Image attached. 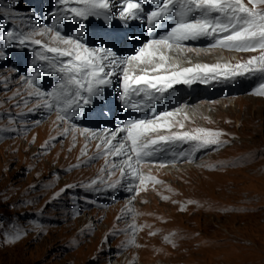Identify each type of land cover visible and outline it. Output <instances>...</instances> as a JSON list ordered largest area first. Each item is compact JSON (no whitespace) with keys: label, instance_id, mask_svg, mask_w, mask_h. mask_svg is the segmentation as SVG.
<instances>
[{"label":"rangeland","instance_id":"rangeland-1","mask_svg":"<svg viewBox=\"0 0 264 264\" xmlns=\"http://www.w3.org/2000/svg\"><path fill=\"white\" fill-rule=\"evenodd\" d=\"M57 7L56 0H0L4 17L0 47L6 53L0 59V237L15 229L24 233L14 243L0 238V264H264V95L255 94L264 76L225 80L222 74L215 78L209 74L208 82L176 84L160 99L144 102L132 96L129 102L142 103L143 111L119 99L114 77L91 104L79 109L67 125H60L54 123L55 111H28L36 98L28 95L31 89L20 80L42 66L35 61V51L41 49L4 43L5 28L28 33L36 25H47L75 36L83 27L81 36L89 46H108L123 57L146 39L164 35L173 21L166 20L153 31L142 22L136 46L130 40L135 33L110 36L107 44L102 41L103 35L108 37L103 19L61 17L53 25L49 13ZM152 7L146 5L148 10ZM36 38L50 40V36ZM204 38L182 42V54L172 49L167 53L169 63L184 68L194 67L197 60L209 65L236 62L228 60L234 50L212 48L215 41ZM194 46L210 53L197 54ZM236 52L244 63L255 53ZM58 82L55 74L46 71L37 77L36 86L51 91ZM104 99L110 106L103 105ZM174 109H180L175 121L185 127L177 124L172 131L208 128L225 133L221 140L226 143L197 151L192 150V142L162 143L139 166L143 175L161 183L148 182L139 195L126 190L139 180L121 178L118 168L112 176L101 171L106 165L104 157L96 155L97 140L86 139L89 134L79 131L59 134L71 124L97 131L111 122L115 129L128 120L150 119ZM108 159L119 165L122 158ZM117 179L120 185L108 186ZM92 180L97 184L84 187ZM62 188L65 191L53 199ZM165 196L167 200L162 199ZM132 224L137 231L129 228ZM133 236L135 244H127Z\"/></svg>","mask_w":264,"mask_h":264},{"label":"snow or ice","instance_id":"snow-or-ice-1","mask_svg":"<svg viewBox=\"0 0 264 264\" xmlns=\"http://www.w3.org/2000/svg\"><path fill=\"white\" fill-rule=\"evenodd\" d=\"M56 2L58 7L49 13L53 17V25H56L61 17L83 21L95 17L103 19L108 25L114 19L125 25L131 21H141L147 24L149 31L155 30L166 20H172L173 23L164 35L146 39L131 55L123 57L108 46H89L81 36L84 32L83 27H80L75 36L64 35L57 28L47 25L43 27L36 25L28 33L5 28L4 43H15L18 46L31 44L41 49L35 51V61L42 62V66L38 65L34 68V74L21 76L20 80L26 81L27 87L31 89L28 95L36 98V103L32 108H28V111L32 112L38 108L55 111L54 123L67 125L79 109L91 104L92 98L100 95L104 86L113 84L114 77L118 78L120 86L119 99L125 102L126 106L143 111L142 103L129 102L132 96L141 97L144 102L160 99L176 84L190 85L197 79L208 82L209 74L213 78L217 74H222L225 80L246 74L264 76V0H56ZM148 3L153 5L151 10L146 8ZM2 11L0 9V12ZM3 18L0 16V19ZM45 36H50V40L36 38ZM201 37H211L215 41L210 45L212 48L259 52L260 55L235 65L196 64L194 67L180 68L169 63L170 57L167 53L173 47L182 48V42ZM4 58L6 53L0 47V59ZM46 71L58 77L59 82L51 91H42L36 86L37 77ZM201 73L204 75L201 76ZM255 94L264 95V82L259 84ZM179 112L180 109L164 111L150 119H131L115 129L104 128L98 131L77 129L75 124H71L63 127L59 134L79 131L81 135L89 134L86 139L97 140L96 155L103 156L106 165L101 171L107 170V175L112 176L114 170L118 168L121 178L131 176L133 180H139L138 185L129 184L126 188L127 191L139 195L141 191L147 190L148 182L153 185L161 183L150 175H143L139 166L143 158L153 155L162 143L192 142L193 151L213 146L219 148L226 143L221 140L226 134L217 130L196 128L192 131H172L177 124L180 129L185 127L183 123L174 119ZM35 123L38 124L39 121ZM162 132L169 134L163 135ZM47 143L46 141L45 145ZM81 152L87 154L83 148ZM179 155L184 156L185 153L181 152ZM109 157L122 159L118 165L110 161ZM95 184L97 181L92 180L90 185L84 187L91 188ZM120 184L121 180L117 179L108 186L116 188ZM71 187L73 185H66V188ZM64 191V188L60 189L53 199ZM162 199L167 200L168 197ZM128 211L131 212V208H128ZM129 228L133 232L137 231L135 224L129 225ZM23 234L21 229H15L13 233L4 234L0 238L6 244L14 243ZM149 235L156 233L149 232ZM164 240L175 246L169 236H165ZM127 244H135L134 236L129 238Z\"/></svg>","mask_w":264,"mask_h":264},{"label":"bare ground","instance_id":"bare-ground-1","mask_svg":"<svg viewBox=\"0 0 264 264\" xmlns=\"http://www.w3.org/2000/svg\"><path fill=\"white\" fill-rule=\"evenodd\" d=\"M140 27H142V22H140V21H131V22H129L127 25H125V24H123L122 22H120L119 20H116V19H114L113 21H112V23L110 24V25H108L107 24V26H106V29H107V32H108V37H106V35H103V40L102 41H104V42H106L107 44H109L110 43V40H109V37L110 36H112V37H114V36H117V37H120V36H125V34L126 33H135L134 34V36L130 39L133 43H134V46H136L139 42H138V40H137V38H138V35H137V32L140 30H142ZM148 35V34H147ZM148 37V36H147ZM145 38V37H144ZM205 38L204 37H201V38H198V40H204ZM140 41V40H139ZM200 43V41H197V44H199ZM178 50L179 51V53L180 54H182L183 53V49H181V48H176V47H173V50ZM194 49H196L197 51H196V53L197 54H207V53H210L209 52V50H207V48H202V47H198V46H194ZM194 51V50H193ZM253 53V52H252ZM259 55H260V53L259 52H255L254 53V56H258L259 57ZM251 56H253V55H251ZM173 57V58H172ZM171 58L172 59H175L174 57L175 56H172ZM177 57V56H176ZM219 58H222V56H219ZM218 58V59H219ZM251 57H249L248 58V60L250 59ZM177 59V58H176ZM179 59V58H178ZM217 59V60H218ZM223 59V58H222ZM214 60H216V58H214ZM221 60V59H220ZM229 61L230 60H234V61H236L235 63H231L232 65H235V64H237V63H244V62H242V60H241V58H240V55L239 54H237V52L236 51H234V52H231V56H229V59H228ZM219 61V60H218ZM227 60H225V62H226ZM193 62V61H192ZM219 62H223V61H219ZM228 63V62H227ZM196 64H202L201 63V61L200 60H197L196 61ZM256 93V92H255ZM264 97V96H263ZM255 99H257V97L255 98ZM263 100H264V98H263ZM237 101V98L235 99V102ZM239 102V101H238ZM103 105H105V106H110V102H109V100L108 99H104L103 100ZM236 104V103H235ZM102 105V106H103ZM227 108V107H226ZM229 109V108H228ZM94 122V121H93ZM115 124V123H114ZM112 123L111 122H106V128H108V129H112ZM99 129H97V131H98ZM115 158V157H114ZM116 159H118V158H116Z\"/></svg>","mask_w":264,"mask_h":264}]
</instances>
